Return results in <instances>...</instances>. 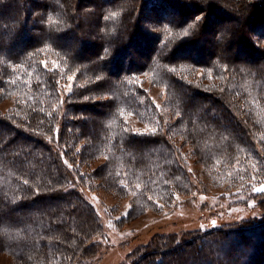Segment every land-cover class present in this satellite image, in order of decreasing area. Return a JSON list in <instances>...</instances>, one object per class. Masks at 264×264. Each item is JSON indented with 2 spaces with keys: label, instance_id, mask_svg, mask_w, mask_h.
<instances>
[{
  "label": "trees",
  "instance_id": "16d2710c",
  "mask_svg": "<svg viewBox=\"0 0 264 264\" xmlns=\"http://www.w3.org/2000/svg\"><path fill=\"white\" fill-rule=\"evenodd\" d=\"M194 3L0 0V104L12 103L0 108V254L15 264L91 258L103 226L71 184L130 198L121 227L194 190L184 147L216 190L264 181V0ZM212 19L236 29L212 41ZM243 26L252 37L238 40ZM143 79L163 89L162 109ZM139 250L128 264H264V215Z\"/></svg>",
  "mask_w": 264,
  "mask_h": 264
},
{
  "label": "rangeland",
  "instance_id": "374dc122",
  "mask_svg": "<svg viewBox=\"0 0 264 264\" xmlns=\"http://www.w3.org/2000/svg\"><path fill=\"white\" fill-rule=\"evenodd\" d=\"M250 1L254 2L256 0ZM191 2L197 3L198 0H191ZM87 6L88 4L85 2L76 6L80 11V16L85 14L83 12L86 11ZM207 12L209 13L210 10ZM148 13L145 16H151V13ZM79 19V21L82 20L81 17ZM212 20L207 25L206 32V36L212 33L215 34L212 41L218 39L219 42H222L218 34L216 35L218 31L224 36L227 30L236 29L235 21L232 19L215 22L214 19ZM88 25L90 26L89 19L86 21V26ZM90 29L92 32L93 28ZM248 29L246 28V30ZM246 30L243 26L233 37L238 40H242V37H252V34L249 35ZM228 34L231 36L230 33ZM259 42V38L254 35L250 44L253 46V44ZM55 66H57V63H51V67L54 68ZM141 82V86L145 87L158 108L161 107L165 100L163 89L151 86L145 79ZM73 86V76H67L61 84L62 98L63 95L65 97L71 91ZM11 104L9 101H4L0 104V108L6 110ZM129 123L134 129L149 128L142 123H140L141 125L137 124L132 119H129ZM181 153V158L187 165L189 175H191L194 190L188 195H177L169 208H161L159 211H146L137 218L126 222L122 226L120 225L121 227L117 226L116 222L128 211L130 198L115 199L105 192H91L89 189L80 186V184H71V187L76 188L92 205L103 226L102 238L96 240L97 252L91 258L84 259L76 264H128L142 246L150 244L151 241L157 240L162 235H180L193 230H209L221 225L260 219L264 215V191H256L264 185V181L250 184L247 190L240 193H224L221 189H214L215 187H212L209 181L205 183V169L203 165L197 162L187 147L182 148ZM200 181L205 184L206 192L202 189ZM177 260L178 258H175V256L163 257V264L164 262L165 264H173ZM147 261L148 259L144 263ZM0 264L15 263L5 254H0Z\"/></svg>",
  "mask_w": 264,
  "mask_h": 264
},
{
  "label": "snow or ice",
  "instance_id": "6c2138e0",
  "mask_svg": "<svg viewBox=\"0 0 264 264\" xmlns=\"http://www.w3.org/2000/svg\"><path fill=\"white\" fill-rule=\"evenodd\" d=\"M256 191H264V185H262L260 188L256 189Z\"/></svg>",
  "mask_w": 264,
  "mask_h": 264
}]
</instances>
